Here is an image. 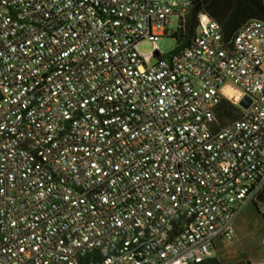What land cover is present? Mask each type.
Listing matches in <instances>:
<instances>
[{
    "label": "built area",
    "instance_id": "2783aa9c",
    "mask_svg": "<svg viewBox=\"0 0 264 264\" xmlns=\"http://www.w3.org/2000/svg\"><path fill=\"white\" fill-rule=\"evenodd\" d=\"M192 1L0 0V264H190L234 239L264 189V21L230 46L200 13L169 58Z\"/></svg>",
    "mask_w": 264,
    "mask_h": 264
},
{
    "label": "trees",
    "instance_id": "16d2710c",
    "mask_svg": "<svg viewBox=\"0 0 264 264\" xmlns=\"http://www.w3.org/2000/svg\"><path fill=\"white\" fill-rule=\"evenodd\" d=\"M200 13H206L216 20L222 30L225 41L231 46L236 33L251 20L264 21V0H193L185 16L178 19V27L171 29L169 35L176 39V46L169 58L179 57L187 48L194 45L199 26ZM243 110L227 98L220 102L221 121L226 124L239 118ZM256 206L264 205V189L252 200ZM92 252L82 258L81 264H87ZM190 264H226L216 255L208 256L202 262Z\"/></svg>",
    "mask_w": 264,
    "mask_h": 264
},
{
    "label": "rangeland",
    "instance_id": "374dc122",
    "mask_svg": "<svg viewBox=\"0 0 264 264\" xmlns=\"http://www.w3.org/2000/svg\"><path fill=\"white\" fill-rule=\"evenodd\" d=\"M169 28L178 27V18L173 16ZM176 39L170 35L163 36L158 45L163 53H170L175 48ZM143 54L153 50L152 42L144 40L139 44ZM153 59L152 61H154ZM229 94V93H227ZM235 236L230 241H217L215 250L211 255H216L226 264H249L264 258V205L256 206L250 203L242 210L234 224Z\"/></svg>",
    "mask_w": 264,
    "mask_h": 264
},
{
    "label": "water",
    "instance_id": "95a60500",
    "mask_svg": "<svg viewBox=\"0 0 264 264\" xmlns=\"http://www.w3.org/2000/svg\"><path fill=\"white\" fill-rule=\"evenodd\" d=\"M156 54L159 55V52H157ZM251 102V97L249 95H244V97L240 100L239 103L243 108L247 109L250 106ZM248 263L251 264L250 261Z\"/></svg>",
    "mask_w": 264,
    "mask_h": 264
},
{
    "label": "bare ground",
    "instance_id": "6f19581e",
    "mask_svg": "<svg viewBox=\"0 0 264 264\" xmlns=\"http://www.w3.org/2000/svg\"><path fill=\"white\" fill-rule=\"evenodd\" d=\"M225 91L226 93H229L228 95L233 97L234 99H238L240 96L239 92L233 87L228 86L225 88Z\"/></svg>",
    "mask_w": 264,
    "mask_h": 264
},
{
    "label": "crops",
    "instance_id": "0c3cea01",
    "mask_svg": "<svg viewBox=\"0 0 264 264\" xmlns=\"http://www.w3.org/2000/svg\"><path fill=\"white\" fill-rule=\"evenodd\" d=\"M261 261H264V258H263V260H261ZM251 262V261H250ZM259 262V261H258ZM251 264H252V262H251Z\"/></svg>",
    "mask_w": 264,
    "mask_h": 264
}]
</instances>
